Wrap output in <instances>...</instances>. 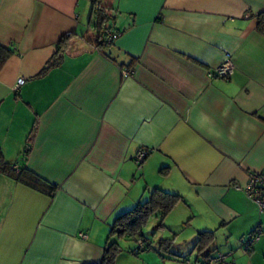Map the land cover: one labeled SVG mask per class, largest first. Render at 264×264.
<instances>
[{
    "label": "crops",
    "instance_id": "0c3cea01",
    "mask_svg": "<svg viewBox=\"0 0 264 264\" xmlns=\"http://www.w3.org/2000/svg\"><path fill=\"white\" fill-rule=\"evenodd\" d=\"M101 2L120 36L97 49L90 0H0L13 52L0 69L3 159L56 186L48 196L0 173V264H97L115 220L154 189L183 198L214 232L211 251L264 262V215L243 190L264 174V0ZM62 38V64L41 76ZM227 57L233 75L213 77ZM130 250L115 264H138Z\"/></svg>",
    "mask_w": 264,
    "mask_h": 264
},
{
    "label": "trees",
    "instance_id": "16d2710c",
    "mask_svg": "<svg viewBox=\"0 0 264 264\" xmlns=\"http://www.w3.org/2000/svg\"><path fill=\"white\" fill-rule=\"evenodd\" d=\"M115 11L112 8L106 7L101 0H90V16L89 27L92 29L94 35L93 46L97 49L112 46L114 41H109L111 35H118V32L113 30ZM256 29L264 36V12L256 16ZM68 40L62 38L58 45L56 52L46 63L40 75L47 74L50 70L59 67L67 53L70 45ZM13 54L10 49L0 46V69L6 60ZM15 165L8 164L4 161L0 149V173L7 175L14 181L22 184L36 192L52 196L55 193L56 186L52 185L27 169H19ZM183 202L179 195L170 194L159 189H154L149 192L148 198L138 204L131 211L123 214L115 220L112 224L107 240L105 242L102 257L97 264H115L119 254L123 251L119 240L123 238H143L142 229L147 224L149 219L159 216L160 223L156 226V230L164 228L163 221L169 213L179 204ZM214 232H198L196 235L195 247H198V255L200 257H207L213 254L210 250L214 242ZM160 245L168 251L170 247L169 241H161ZM144 242L138 249H132L129 252L137 255L144 249Z\"/></svg>",
    "mask_w": 264,
    "mask_h": 264
},
{
    "label": "rangeland",
    "instance_id": "374dc122",
    "mask_svg": "<svg viewBox=\"0 0 264 264\" xmlns=\"http://www.w3.org/2000/svg\"><path fill=\"white\" fill-rule=\"evenodd\" d=\"M187 206L184 202L179 203L164 219V228L156 230V226L160 223L159 216L149 219L142 229L143 238L135 237L119 240L122 250L128 247L138 249L141 241L144 242V249L139 252L137 259L134 256L131 258L138 264H141V260L144 258L150 259V264H155V262L157 264H194L198 258V247H195L194 238L201 228L195 225L198 219L192 218L190 209ZM255 209L258 215H264V211L260 212L257 206H255ZM262 217L264 219V216ZM192 228H195V231ZM260 237L262 239L260 245L264 248V233ZM161 241L170 242L168 251L160 245ZM218 252L220 251H216V253ZM241 252L244 253L245 251L242 250ZM261 258L263 257L258 256L257 253L254 264H264Z\"/></svg>",
    "mask_w": 264,
    "mask_h": 264
},
{
    "label": "built area",
    "instance_id": "2783aa9c",
    "mask_svg": "<svg viewBox=\"0 0 264 264\" xmlns=\"http://www.w3.org/2000/svg\"><path fill=\"white\" fill-rule=\"evenodd\" d=\"M118 38V35H111L109 41H115ZM233 64L230 59L227 57L225 61L213 72V77L228 80L233 75ZM25 83L24 78H19L16 81L14 91L18 90ZM148 152L140 151L135 155V164L140 167L146 158ZM17 170V167H14ZM244 192L247 197L257 205V208L260 212L264 211V200H263V190H264V174L259 175H250L247 181L246 186L244 187ZM259 231L256 229L253 233L248 234L247 236L240 239V249L247 252L250 250L253 243L258 240ZM142 246L140 241L139 247ZM232 252H218L213 253L207 256L205 259L198 261L196 264H234L231 260Z\"/></svg>",
    "mask_w": 264,
    "mask_h": 264
}]
</instances>
